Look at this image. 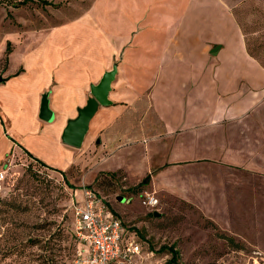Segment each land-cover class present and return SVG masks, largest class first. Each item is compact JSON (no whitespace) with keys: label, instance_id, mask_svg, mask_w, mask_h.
Wrapping results in <instances>:
<instances>
[{"label":"rangeland","instance_id":"1","mask_svg":"<svg viewBox=\"0 0 264 264\" xmlns=\"http://www.w3.org/2000/svg\"><path fill=\"white\" fill-rule=\"evenodd\" d=\"M25 1L0 0V77L16 79L11 85L3 82L0 93L12 105L15 93L16 103L39 106L55 68L69 56L89 52L103 64L120 53L116 57L121 60L126 34L159 28L146 37L155 46L163 28L187 25L193 13L199 23L212 25L213 41L221 39L216 29H228L226 43L233 45L232 53L240 52L241 43L231 25H240L246 50L264 66V0H46L51 5L27 0L22 4ZM136 43L137 38L134 47ZM151 65L149 76L155 74L156 63ZM131 74L132 69L126 71ZM128 81L134 79L126 77L123 83ZM57 111L56 123H40L37 133L31 127L26 138L8 132L0 116V166L11 163L0 200V264H73L77 252L73 196L81 197L83 186L107 198L123 222L126 242L141 243L133 235L137 234L145 248L144 264H168L170 248L179 254L177 264H264L263 175L198 170L195 182L205 189L193 188L190 199H184L155 189L150 182L143 184L146 176L134 182L135 168L127 179L118 171L129 165L127 152H114V142L98 146L93 127L82 148L64 145L62 133L71 118L66 111ZM220 180L224 189L209 188ZM145 193L159 199L155 209L142 204ZM220 195L225 199L221 201ZM223 236L234 238L235 244ZM20 251L26 256L20 257Z\"/></svg>","mask_w":264,"mask_h":264},{"label":"crops","instance_id":"2","mask_svg":"<svg viewBox=\"0 0 264 264\" xmlns=\"http://www.w3.org/2000/svg\"><path fill=\"white\" fill-rule=\"evenodd\" d=\"M204 8L208 9L206 4ZM191 17L187 25L163 28L155 46L146 37L159 28L126 34L121 60L116 57L120 53H113V59L103 64L89 52L69 56L55 68L56 75L40 95L39 106L16 103L15 93L12 105L0 93V116L8 132L29 137L31 127L37 133L40 123H56L59 109L75 118L77 109L91 96V85L98 84L117 64L109 95L113 104L101 106L90 127L99 136L98 146L114 142V152H127L129 165L118 169L127 179L135 168L134 182L146 176L143 184L150 182L155 189L190 199V190L205 189L195 182L198 170L264 176V67L246 50L240 25H231L241 43L240 52L232 53L233 45L226 43L228 29H216L221 39L213 41L212 25L199 23L195 13ZM152 63H156L155 74L149 76ZM129 69L133 74L126 75ZM126 77L134 81L123 83ZM12 79L4 82L11 85L16 80ZM149 80H154L152 86ZM49 91L52 122L39 117L42 96ZM224 185L220 180L209 188L224 189ZM219 199L225 198L220 195Z\"/></svg>","mask_w":264,"mask_h":264},{"label":"built area","instance_id":"3","mask_svg":"<svg viewBox=\"0 0 264 264\" xmlns=\"http://www.w3.org/2000/svg\"><path fill=\"white\" fill-rule=\"evenodd\" d=\"M6 166V167H5ZM11 163L0 166V195L6 190ZM142 204L151 209L159 199L145 193ZM74 233L77 252L74 264H144L138 242H126V231L106 197L88 186L81 188V197L73 196Z\"/></svg>","mask_w":264,"mask_h":264},{"label":"water","instance_id":"4","mask_svg":"<svg viewBox=\"0 0 264 264\" xmlns=\"http://www.w3.org/2000/svg\"><path fill=\"white\" fill-rule=\"evenodd\" d=\"M118 74V65L114 64L113 68L104 73L102 79L98 84H92L91 96L88 98L84 107L77 109V116L69 119L67 125L62 133V142L70 147L80 149L82 148L85 138L90 130V125L101 106H111L113 102L109 99L112 91V84L116 80ZM4 78L0 77V84L4 82ZM50 94L45 92L41 100V108L39 117L43 121L52 122L54 119V112L50 107ZM120 201H124L123 197H119ZM159 217L158 212L154 213Z\"/></svg>","mask_w":264,"mask_h":264},{"label":"trees","instance_id":"5","mask_svg":"<svg viewBox=\"0 0 264 264\" xmlns=\"http://www.w3.org/2000/svg\"><path fill=\"white\" fill-rule=\"evenodd\" d=\"M33 2L35 1V0H32ZM40 2H42L44 5H51V3L50 2H48V1H46V0H39ZM26 3H28V1L26 0L25 2H22V4H26ZM251 55V54H250ZM252 57H254L253 55H251ZM255 58V57H254ZM263 66V65H262ZM264 67V66H263ZM12 77H14V76H10L9 78H6L5 79V81L6 80H8V79H10V78H12ZM36 162L37 163H39L40 165H43V166H46V165H44L43 163H41L40 161H37L36 160ZM47 167V166H46ZM48 168V167H47ZM8 182H9V177L7 178V180H6V183H5V185H6V187L8 186ZM2 199V195H0V200ZM135 237H137L136 239L139 241V242H141V243H143L139 238H138V236H137V234L136 233H134L133 234ZM228 242H230V243H232V244H235V241H234V238H232V237H228V236H223ZM75 240H76V238H75ZM77 243V242H76ZM140 243V244H141ZM141 247H142V252H145V248H143V245L141 244ZM166 250V247H164V248H162V251H165ZM170 250V253H171V255H172V257H171V259L169 260V262H168V264H177L178 263V261H179V254H178V252L177 251H175L174 250V248H170L169 249ZM149 252H151L150 254H153V252L154 251H150V250H148ZM19 256L20 257H25L26 255H25V252L24 251H20L19 252ZM74 264V263H73Z\"/></svg>","mask_w":264,"mask_h":264}]
</instances>
